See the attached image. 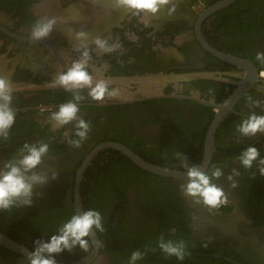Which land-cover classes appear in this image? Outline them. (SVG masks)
<instances>
[{"label": "flooded vegetation", "instance_id": "1", "mask_svg": "<svg viewBox=\"0 0 264 264\" xmlns=\"http://www.w3.org/2000/svg\"><path fill=\"white\" fill-rule=\"evenodd\" d=\"M221 1L176 0L171 16L137 17L116 9L113 0H0V76L14 85L17 113L9 139L0 138V168L18 157L25 143L50 146L38 169L49 183L36 189L41 195L34 196L32 206L0 212V232L33 251L37 240H50L77 214L79 198L83 212H101L106 229L97 232L100 247L89 264H127L134 250H145L125 243L132 235L147 238L156 249L137 264H264V176L255 167L243 168L238 159L249 146L264 156V135L236 131L241 117L253 111L264 115V63L256 59L264 52V0H233L210 11ZM46 17H55L57 28L49 38L32 41L31 25ZM79 30L121 46L111 54L92 53L89 72L108 79L118 96L80 103L91 131L76 148L68 143L78 139L74 127L56 130L49 120L50 110L71 94L49 82L82 55L68 37ZM255 100L260 107L252 105ZM213 125L214 150L204 164ZM105 143L121 144L145 162L182 176L150 172L112 147L99 150L86 166L93 150ZM177 152L190 166L223 169L224 176L214 182L228 194L226 206L209 210L183 195L186 172ZM234 168L241 173L236 188L227 180ZM164 235L185 240L191 255L184 261L167 258L157 247ZM92 251L91 241L89 252L65 250L55 259L74 264ZM23 256L0 244V264H28Z\"/></svg>", "mask_w": 264, "mask_h": 264}, {"label": "clouds", "instance_id": "2", "mask_svg": "<svg viewBox=\"0 0 264 264\" xmlns=\"http://www.w3.org/2000/svg\"><path fill=\"white\" fill-rule=\"evenodd\" d=\"M116 9L125 13L141 17L145 14L149 17H158L162 12L169 16L176 12V0H113ZM57 19L42 18L36 20L29 32L32 41L40 42L50 37L57 28ZM70 42L74 39L77 43L74 50L82 53L75 60H71L69 66L58 71L49 82L52 87L62 88L71 94V99L61 103L56 110H50L49 120L53 129L67 128L72 125L75 129V137L68 139L69 145L79 148L82 142L88 139L91 125L80 114V103L90 98L92 101L103 103L118 96V90L110 87L108 79H97L89 72L92 61V53L97 55L111 54L120 48L118 42L110 43L109 39L99 35L91 36L88 31H75L68 36ZM94 45L95 47H91ZM256 59L264 63V52L257 53ZM264 76V73H261ZM87 91V96L83 93ZM14 85L6 76H0V138L8 140L13 128L17 113L13 107ZM251 100V98H249ZM261 101H252L254 107H260ZM236 131L245 137H256L264 135V115L251 112L246 117H241L240 123L236 125ZM64 135H67L65 131ZM48 143H25L19 149L18 157L7 160L0 168V212L10 211L14 208L32 206L33 198L37 193L36 189L49 183V176L41 173L38 169L49 154ZM181 166L185 169L186 178L181 184V192L185 197H190L194 203L203 204L209 210H218L229 203L228 194L214 181L224 176L220 167L211 170H203L201 165H189L187 157L180 152L176 153ZM240 165L245 169H253L264 176V156L255 146H249L239 154ZM238 169H232L227 176L231 186H238L236 177L240 176ZM254 178L256 173L253 174ZM58 173L53 172L51 180H56ZM103 216L100 211L94 209L85 210L82 214L77 213L63 223L52 235L50 240H37L35 248L28 257V264H57L56 255L65 250L72 252L79 248L87 253L91 248V237L94 232H105ZM158 249L167 257H175L178 261H184L190 256L187 242L183 239L172 240L161 236L157 242ZM149 249L144 251L134 250L130 254L127 264H137L146 258ZM151 251L155 252L153 248Z\"/></svg>", "mask_w": 264, "mask_h": 264}, {"label": "water", "instance_id": "3", "mask_svg": "<svg viewBox=\"0 0 264 264\" xmlns=\"http://www.w3.org/2000/svg\"><path fill=\"white\" fill-rule=\"evenodd\" d=\"M233 0H223L221 2H218L214 7H212L210 9V11H214L216 9H219L221 7H224L226 5H228L229 3H231ZM231 60H233V62L238 61L237 59L231 57ZM240 92L235 96L236 98L239 96ZM222 118L219 117L216 119L215 124L218 123V120L220 121ZM214 136H215V125L212 126L209 134H208V138H207V143H206V157L204 160V164H206L209 161L210 158V154L212 153V151L214 150ZM106 147H112L114 149H117L121 152H123L125 155H127L131 160H133L138 166H140L143 169H146L150 172H153L155 174H160V175H165V176H182L181 173L176 172V171H171L168 170L166 168H162L159 166H155V165H151L147 162H145L144 160H142L139 156H137L136 154H134L131 150H129L128 148H126L125 146L121 145V144H115V143H105L102 144L100 146H98L95 150H93L91 156L86 160V166L89 164L90 159L101 149H104ZM79 179L81 177V175L78 176ZM76 195L79 196V188H77L76 190ZM76 211L77 213L82 214L83 213V209L80 203L79 198H77L76 200ZM91 241L93 244V251L92 253L89 255L88 258L84 259L81 262H77L74 264H89L91 262L92 259H94L99 251V247H100V242L97 236V233L94 232L93 236L91 237ZM0 244L3 245L4 247L13 250L17 253H20L24 256H26L27 258L30 256V253L32 252L30 249H28L26 246H24L23 244L17 242L16 240H14L13 238L3 234L2 232H0Z\"/></svg>", "mask_w": 264, "mask_h": 264}, {"label": "trees", "instance_id": "4", "mask_svg": "<svg viewBox=\"0 0 264 264\" xmlns=\"http://www.w3.org/2000/svg\"><path fill=\"white\" fill-rule=\"evenodd\" d=\"M97 199H98V201L102 200L103 199V193H99ZM103 209L105 210L104 206H103ZM54 224L51 225L52 228H53ZM38 226H40V223L38 224ZM34 235H39V233L35 232ZM164 237L166 238V240L167 239L176 240V238H173L172 236H169V235H164ZM127 242H130V245H137L138 247H141L143 249H145L147 247L150 250V249H153V247H154L150 240H148L147 238H143L141 235L140 236L139 235H132L131 241L125 240V243H127Z\"/></svg>", "mask_w": 264, "mask_h": 264}, {"label": "bare ground", "instance_id": "5", "mask_svg": "<svg viewBox=\"0 0 264 264\" xmlns=\"http://www.w3.org/2000/svg\"><path fill=\"white\" fill-rule=\"evenodd\" d=\"M218 151V150H217ZM212 154V153H211ZM198 252H200V251H198ZM194 255V254H193ZM24 257V256H23ZM25 258V257H24ZM189 258V257H188ZM227 258V257H226ZM196 260V259H195ZM206 261H207V259H206Z\"/></svg>", "mask_w": 264, "mask_h": 264}]
</instances>
